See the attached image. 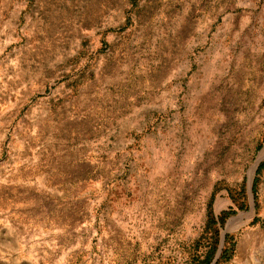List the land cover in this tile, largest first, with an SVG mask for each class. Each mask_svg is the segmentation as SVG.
Listing matches in <instances>:
<instances>
[{
	"label": "rangeland",
	"instance_id": "1",
	"mask_svg": "<svg viewBox=\"0 0 264 264\" xmlns=\"http://www.w3.org/2000/svg\"><path fill=\"white\" fill-rule=\"evenodd\" d=\"M0 264H264V0H0Z\"/></svg>",
	"mask_w": 264,
	"mask_h": 264
},
{
	"label": "trees",
	"instance_id": "2",
	"mask_svg": "<svg viewBox=\"0 0 264 264\" xmlns=\"http://www.w3.org/2000/svg\"><path fill=\"white\" fill-rule=\"evenodd\" d=\"M226 214V213H225Z\"/></svg>",
	"mask_w": 264,
	"mask_h": 264
}]
</instances>
